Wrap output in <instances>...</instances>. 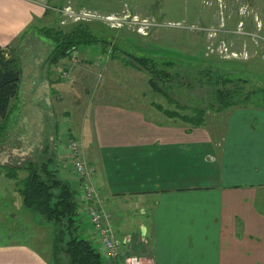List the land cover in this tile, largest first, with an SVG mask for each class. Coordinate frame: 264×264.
<instances>
[{"label":"crops","instance_id":"obj_1","mask_svg":"<svg viewBox=\"0 0 264 264\" xmlns=\"http://www.w3.org/2000/svg\"><path fill=\"white\" fill-rule=\"evenodd\" d=\"M55 7L60 6L51 0H0V46L6 50V56L17 53L31 41L43 43L33 26H46L42 22L56 14ZM45 68L46 73L45 69L39 71L29 84L41 87L46 83L55 88L57 82L52 84L51 75L57 71ZM260 105L231 109L217 136L210 130L212 124L186 132L185 126L169 123L166 115L158 120L113 102L98 101L90 106L86 112L90 117L86 118L87 133L82 132L81 126L78 138L82 134L89 141L84 156L90 171L94 169L91 178L97 192H101L99 202L109 213L110 224L116 216L104 205L111 196H130L142 205L140 209L146 217L141 235L127 232L122 239L117 238L123 252L148 255L150 264H264V105ZM13 117H5L0 165L20 163L25 152H30L23 143L22 116L14 117L15 125L8 124ZM212 141L220 147L215 153L209 147ZM68 142L59 141L57 151L69 153ZM192 144L205 154L213 150L215 158H211L220 161L219 165L206 168L207 172L201 175L181 179L174 176L170 184L159 178L150 185L145 174L139 172L157 170L158 162L180 168L184 145ZM191 160L197 161L196 169L200 171V160ZM102 163L114 165L110 168L112 174L100 170ZM129 170L132 175L127 173ZM62 173L75 189L83 183L75 172L63 169ZM13 187L10 183L5 186V181L0 186L3 204L13 202V212L0 208V213L17 219L21 217L17 210L23 209L22 197L19 206ZM80 214L85 235L95 243L82 206ZM32 238V243L0 238V264H53L50 249L41 241L43 249L35 245V239L39 240L36 234Z\"/></svg>","mask_w":264,"mask_h":264},{"label":"rangeland","instance_id":"obj_2","mask_svg":"<svg viewBox=\"0 0 264 264\" xmlns=\"http://www.w3.org/2000/svg\"><path fill=\"white\" fill-rule=\"evenodd\" d=\"M51 3L60 6V9L68 6L76 13L86 12L85 18L78 21L114 29L116 35L126 38L136 48L137 53L140 50L141 54L156 60L172 61L175 64L174 70L195 71L200 66H209L234 77L245 78L249 88L260 89L256 93V99H264V0H51ZM75 21L77 20L56 10V14L42 23L68 29ZM41 39L43 43L38 40L31 41L29 45L13 53L18 67L21 68L22 81L17 96L11 100L14 110L9 115L19 119L22 116L23 143L25 148H30V152H25L24 159H36L44 148L47 147L48 154L54 152L55 148L59 175L66 178L62 173L63 169L74 172L70 155L66 151H57L55 144L59 141L68 142L69 138L77 141L81 158L89 169L83 152L89 141L82 134L78 138V133L81 126H84L82 132L87 133L86 118L90 117L86 112L90 111L94 102L122 104L141 110L147 116L158 120L165 119V115L157 111L153 103L159 102L166 108L173 107L165 97L152 91L144 72L112 58L102 50L101 45H80L69 57L57 64L48 65L46 56L52 45L46 38ZM73 54L77 55L75 59ZM46 66L57 71L51 75L52 84L57 82L56 89L52 86L49 88L46 83L41 87L29 84L31 78H37L39 71L45 69L46 73ZM193 93L202 96L205 95V90L196 87ZM237 107L240 105L220 112L209 111L206 124H212L213 127L208 129L215 131L217 136V131L222 129L229 111ZM14 117L9 122L10 125H15ZM168 122L187 126L180 119L169 118ZM19 130L20 122L18 132ZM214 144L212 141L209 146L213 148L214 152L210 148L213 153L220 150ZM197 148L193 144L184 145L185 152L181 154L184 160L180 168L172 164L165 167V164L160 165L158 162L157 170L139 172L145 174L144 177L150 185L159 178H165L170 184L174 176L181 179L195 174L201 175L207 172L206 168L219 165L220 161L214 159L211 151L205 154L200 147V150ZM196 158L201 163L200 171L196 169L197 161L191 160ZM113 167L114 165L102 163L100 170L112 174L110 168ZM100 170L97 168V171ZM93 172V168L91 171L89 169L88 180L96 188L91 178ZM127 173L132 175L130 170ZM20 176H24V173ZM3 181L5 186L10 183L16 191L14 179L0 176L1 187ZM99 192L98 196L101 193ZM16 193L21 206V195L17 191ZM1 200L2 197L0 208L8 213L13 212V202L6 201L3 204ZM104 206L116 216L111 221L116 239H122L127 232L142 234L141 224L146 217L142 214V205L139 202L130 196H111ZM17 214L21 217L12 219L5 216L7 214L0 213V238H19L26 243H32V237L36 234L39 240L35 239V245L40 249L49 248L52 252V226L30 211L18 209Z\"/></svg>","mask_w":264,"mask_h":264},{"label":"trees","instance_id":"obj_3","mask_svg":"<svg viewBox=\"0 0 264 264\" xmlns=\"http://www.w3.org/2000/svg\"><path fill=\"white\" fill-rule=\"evenodd\" d=\"M71 24L68 29L33 26L52 45L46 57L49 65L69 57L80 45L99 44L112 58L147 75L152 91L173 105L166 108L155 102L154 107L167 117L186 123V132L205 125L209 111L220 112L235 105H264V99H256L260 89L249 88L245 78L234 77L209 66H200L195 71L174 70L172 61L156 60L141 54L140 50L137 53L136 48L126 38L116 35L114 29L100 27L96 23L92 26L82 20ZM5 53L6 50L0 46V136L5 128V117L14 110L11 100L16 97L21 81L17 59L13 53L8 56ZM196 87H202L205 95L193 93ZM48 152L46 147L36 159L2 164L0 173L15 180V190L22 197L23 210L38 215L52 226L50 256L53 264H108L92 237L84 233L79 211L81 202L70 181L59 175L55 148L53 154ZM21 173L24 176H20Z\"/></svg>","mask_w":264,"mask_h":264},{"label":"built area","instance_id":"obj_4","mask_svg":"<svg viewBox=\"0 0 264 264\" xmlns=\"http://www.w3.org/2000/svg\"><path fill=\"white\" fill-rule=\"evenodd\" d=\"M64 16L67 15L74 20L84 19L86 12L76 13L66 6L63 9H57ZM77 55L73 54L75 59ZM60 144H56L58 148ZM70 155V162L74 172L83 179V183L78 187V200L88 217V221L92 227L93 236L97 247L101 254L108 260V264H150L148 255L142 253H125L122 251L121 244L117 241L115 234L111 228L110 215L99 202V196L96 188L89 182L88 166L81 158L80 147L77 141L70 140L67 143Z\"/></svg>","mask_w":264,"mask_h":264}]
</instances>
